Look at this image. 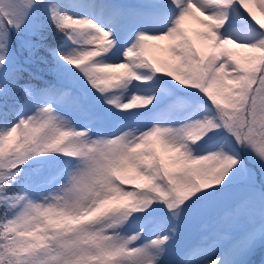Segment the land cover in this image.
Instances as JSON below:
<instances>
[{
	"label": "snow or ice",
	"instance_id": "6c2138e0",
	"mask_svg": "<svg viewBox=\"0 0 264 264\" xmlns=\"http://www.w3.org/2000/svg\"><path fill=\"white\" fill-rule=\"evenodd\" d=\"M0 264H264V0H0Z\"/></svg>",
	"mask_w": 264,
	"mask_h": 264
},
{
	"label": "rangeland",
	"instance_id": "374dc122",
	"mask_svg": "<svg viewBox=\"0 0 264 264\" xmlns=\"http://www.w3.org/2000/svg\"><path fill=\"white\" fill-rule=\"evenodd\" d=\"M184 27L188 30L189 34L193 37V39H197V37L195 36V33L197 31H201L202 30V26L199 25L195 19L193 18H187L185 23H184ZM150 44H154V45H159L160 47H154L150 49V52L156 56L159 59H164L167 60L169 59L167 52L163 51L162 48L164 45H166V41H150Z\"/></svg>",
	"mask_w": 264,
	"mask_h": 264
},
{
	"label": "trees",
	"instance_id": "16d2710c",
	"mask_svg": "<svg viewBox=\"0 0 264 264\" xmlns=\"http://www.w3.org/2000/svg\"><path fill=\"white\" fill-rule=\"evenodd\" d=\"M257 15L259 16V14H257ZM255 259H256L257 261H259V259H260V255L257 254V256L255 257Z\"/></svg>",
	"mask_w": 264,
	"mask_h": 264
}]
</instances>
